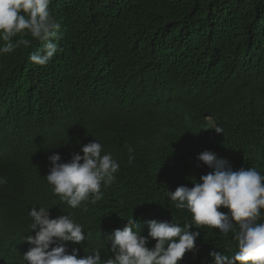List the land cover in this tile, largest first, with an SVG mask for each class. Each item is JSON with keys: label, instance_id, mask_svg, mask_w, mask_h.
Instances as JSON below:
<instances>
[{"label": "trees", "instance_id": "1", "mask_svg": "<svg viewBox=\"0 0 264 264\" xmlns=\"http://www.w3.org/2000/svg\"><path fill=\"white\" fill-rule=\"evenodd\" d=\"M49 8L60 50L46 66L28 58L42 47L36 40L0 56V264H26L34 206L83 226L85 241L67 242L78 258L99 248L106 259L107 237L127 219L144 235L153 219L190 220L168 193L212 171L197 159L203 151L264 174V0H51ZM95 139L120 169L100 201L73 209L46 180L48 157L68 162ZM200 231L198 253L181 264L231 254L232 233Z\"/></svg>", "mask_w": 264, "mask_h": 264}, {"label": "clouds", "instance_id": "2", "mask_svg": "<svg viewBox=\"0 0 264 264\" xmlns=\"http://www.w3.org/2000/svg\"><path fill=\"white\" fill-rule=\"evenodd\" d=\"M50 3L51 0H0V56L21 46L28 48L36 40L42 47L31 52L29 60L46 66L53 59L60 50L54 42L60 26L50 11ZM206 129L223 133L219 127ZM133 152L128 149L129 163L135 158ZM48 159L51 167L46 180L53 193L73 209L85 202L100 201L102 188L114 183L120 169L117 160L104 152L96 139L83 145L68 162H61L58 153ZM197 159L212 171L193 182L192 187L181 185L168 193L175 209L191 214L182 225L174 217L153 219L144 235L138 221L130 218L122 229L107 237L111 256L102 259L101 250L94 248L91 254L78 258L79 249L69 251L67 242L82 244L86 239L83 226L70 213L53 218L52 208L34 206L29 212L31 234L24 238L30 247L23 253V260L26 264H181L186 253H198L196 241L200 230L207 227L218 229L224 236L232 233L235 242L230 255L210 251L211 264H264V174L254 167L233 170L226 158L210 150L198 154ZM4 183L6 179L0 177V185Z\"/></svg>", "mask_w": 264, "mask_h": 264}]
</instances>
